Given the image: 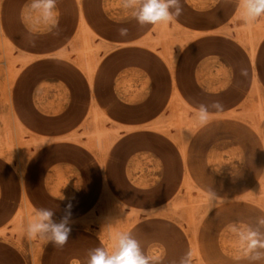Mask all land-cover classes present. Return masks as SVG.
<instances>
[{"label": "rangeland", "instance_id": "rangeland-1", "mask_svg": "<svg viewBox=\"0 0 264 264\" xmlns=\"http://www.w3.org/2000/svg\"><path fill=\"white\" fill-rule=\"evenodd\" d=\"M37 2L0 0V115L5 141L15 136L26 154L21 170L15 143L0 148V264H90L97 249L116 251L118 234L135 241L149 264H264V247L249 251L241 240L254 232L264 243V24L221 31L217 55L210 36L168 28V21L143 30L138 42L115 43L110 28L135 19L146 0H54L55 24L31 7ZM60 20L74 27L61 60H42ZM196 42L201 56L189 54ZM138 51L151 57L147 70L139 59L131 68ZM116 58L122 65L115 69ZM106 67L123 105L130 103L119 98V81L139 105L159 92L161 107L149 123L120 125L108 115L111 102L99 93ZM71 75L89 96L80 132L69 139L87 155L85 168L98 171V187L87 192L89 173L62 165L50 173L41 162L51 141L14 131L5 114L13 78L11 93L26 99L33 117L59 113L66 125L71 93L62 82ZM38 87L49 105L43 112L32 102ZM62 92L66 102L57 111L53 101ZM201 109L209 115L203 124ZM120 145L133 147L119 153ZM86 193L95 196L92 204L74 203ZM43 211L52 213V225L71 229L63 245L28 236L26 224ZM40 235L50 238L51 229Z\"/></svg>", "mask_w": 264, "mask_h": 264}, {"label": "crops", "instance_id": "crops-1", "mask_svg": "<svg viewBox=\"0 0 264 264\" xmlns=\"http://www.w3.org/2000/svg\"><path fill=\"white\" fill-rule=\"evenodd\" d=\"M246 2L247 0H193L192 6L187 0H179L178 4L172 5L169 8L171 13H175L176 8L179 7V15H174L173 18L167 22V27L192 29L196 34L201 35V37L210 36L212 45L211 54L218 55L220 52L219 50L215 52L214 46L216 43L219 44L217 37L220 35L221 31L226 29L243 28L246 22L252 24H264V12L253 19L245 18L244 6ZM6 8V14L12 12L11 5ZM23 10L26 13V9ZM154 26L155 24L147 22L141 23L136 16L135 19L128 22L125 26L115 25L110 28L109 35L115 43H134L142 39L143 30ZM72 29H74V27L71 26L70 23L64 20L58 22L49 37V44L51 47L43 50L41 53V55L46 57L42 58V60H50L53 62L61 60L57 56L61 54V46L66 43V40H69L68 35L72 34ZM202 52L203 43L196 42V45L190 50L189 54L201 56ZM131 57L130 60L133 61V63H131V68H139V63L134 64L136 59L143 62L142 67L144 69L147 70L149 68L148 62L151 60L149 54L143 52L135 54V52H133ZM121 62L122 61L119 62V59L116 58L113 67L116 69L118 63ZM120 65H122V63ZM108 71H111V69L108 70L106 67V74L104 76L101 75L99 81L100 99L104 104L111 102L110 108L108 109V115L120 125L125 123L127 126H138L140 124L149 123L154 118L156 111L161 107V96L159 92H153L152 96L139 105L137 103L138 99L129 96L122 88L121 81H119L116 85V92L119 98L130 103L129 106L123 105L114 99L110 90L107 77L109 75ZM197 78L200 81V72L197 73ZM62 83L70 85L71 93V102L65 111L67 115L66 125L62 124L63 122L59 113L56 115L52 114L50 118L33 117L29 111L26 99L24 100L20 94L13 95L10 91L11 113L23 133L32 134L33 136H36L38 140L51 141L52 145L49 149L50 153L46 154V159L41 162L44 166L47 164L48 167L51 168L50 173L56 172V167L61 165L72 167L81 174L84 172L89 173L85 185L87 192L88 189L91 190L98 187L96 184V182H98V177L95 176V173L98 171L95 166L89 167V169L85 168L87 164L84 158H87V155L84 154L77 145L71 144L69 139L75 137V135H78L80 132L78 128L82 124L86 115V105L89 96L88 92L77 82L75 76H69L68 81H63ZM51 84H55V81H51ZM25 87L29 89L30 85L27 84ZM44 98L45 96L42 94V88H36L33 93L32 102L38 112H43L49 107L48 103L44 102ZM64 102H66V97L64 92H62L54 98L53 105H57L58 111L62 108ZM54 112L55 109L53 108V113ZM132 147L133 146L130 148ZM130 148L124 149L123 146L120 145L116 148V151L122 153ZM65 151L74 152V155H60L61 152ZM38 163L39 162L36 164ZM48 189L51 188L48 187ZM93 198H95V196H92L91 194L87 195L86 193L85 196L81 197L74 203L86 202V204H92L94 202Z\"/></svg>", "mask_w": 264, "mask_h": 264}, {"label": "clouds", "instance_id": "clouds-1", "mask_svg": "<svg viewBox=\"0 0 264 264\" xmlns=\"http://www.w3.org/2000/svg\"><path fill=\"white\" fill-rule=\"evenodd\" d=\"M178 2L179 0H146L139 10L137 19L141 23L147 22L151 24L169 21L174 15H179V7L176 8L175 13L169 11L170 6L176 5ZM31 7L42 9L45 20L52 24L56 23V12L53 11L54 0H41V2L33 3ZM244 7L245 18L253 19L264 12V0H247ZM208 119L209 115L201 109L199 121L203 124L206 123ZM68 207H70V205ZM51 215L52 213L50 211L39 213L37 218L31 219L26 224V232L30 238L39 236L46 241H51L57 245H63L67 241L71 229L64 228L63 224L52 225L50 222ZM45 221L48 223H45ZM49 228L52 233L50 238H45L40 235ZM255 237L256 233L254 232L241 234V240L248 242L247 248L249 251L256 248L258 244L264 247V243L259 242ZM115 247L116 251L112 254L97 249L95 254L91 257L90 264H149L148 258L140 253L137 243L128 239L125 235H117ZM260 257L261 253H256L253 259H260Z\"/></svg>", "mask_w": 264, "mask_h": 264}, {"label": "bare ground", "instance_id": "bare-ground-1", "mask_svg": "<svg viewBox=\"0 0 264 264\" xmlns=\"http://www.w3.org/2000/svg\"><path fill=\"white\" fill-rule=\"evenodd\" d=\"M0 37L1 38L3 37V34H2L1 31H0ZM12 79L10 80V83H9V89L6 90V93H5V96H4L5 97L4 98V103L7 106L5 114L9 117V119L11 121L12 129L14 131H16L17 129H20V127L15 122V120H14V118L12 116V113H11V108H10V85H11ZM6 134H7V131H6L4 119L2 118V115H0V148L3 149V150H8L9 148L13 149L14 148L13 144L15 143V147H16V151L15 152H16V154L18 156V168H20L22 170V168L24 166V163L26 161V158H25L26 154H24L22 152V148L20 147L18 139L15 136L13 137L11 134H9V141L6 142L5 141V139H6L5 135Z\"/></svg>", "mask_w": 264, "mask_h": 264}]
</instances>
